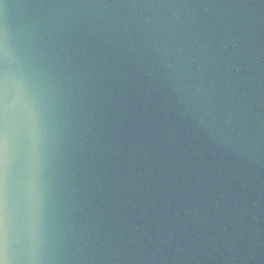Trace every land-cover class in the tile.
Wrapping results in <instances>:
<instances>
[{"label":"water","instance_id":"1","mask_svg":"<svg viewBox=\"0 0 264 264\" xmlns=\"http://www.w3.org/2000/svg\"><path fill=\"white\" fill-rule=\"evenodd\" d=\"M0 264H264V0H0Z\"/></svg>","mask_w":264,"mask_h":264}]
</instances>
